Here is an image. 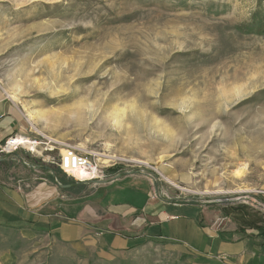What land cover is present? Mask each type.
Listing matches in <instances>:
<instances>
[{"label":"rangeland","instance_id":"obj_1","mask_svg":"<svg viewBox=\"0 0 264 264\" xmlns=\"http://www.w3.org/2000/svg\"><path fill=\"white\" fill-rule=\"evenodd\" d=\"M261 24L264 0H0V87L43 157L94 152L103 181L148 178L152 197L249 234L224 212L244 208L264 227V34L249 31ZM17 157L0 164V185L69 194L19 158L53 165ZM90 243L77 251L0 226V264H226L159 242L103 250L93 233Z\"/></svg>","mask_w":264,"mask_h":264},{"label":"crops","instance_id":"obj_2","mask_svg":"<svg viewBox=\"0 0 264 264\" xmlns=\"http://www.w3.org/2000/svg\"><path fill=\"white\" fill-rule=\"evenodd\" d=\"M25 126L0 87V145L24 133ZM51 185L42 183L26 192L0 185V226L42 232L77 251H86L92 234L98 233L103 250L159 242L212 255L226 264H264L260 239L242 237L201 206L152 197L148 178L127 175L93 185L86 194H59Z\"/></svg>","mask_w":264,"mask_h":264},{"label":"built area","instance_id":"obj_3","mask_svg":"<svg viewBox=\"0 0 264 264\" xmlns=\"http://www.w3.org/2000/svg\"><path fill=\"white\" fill-rule=\"evenodd\" d=\"M23 138V139H20ZM34 142L39 143L34 137L29 136L26 133H16L4 140L0 145V155H15L18 151L23 150L26 152L33 153L28 150V143ZM38 149L39 146L37 145ZM38 159L40 158L43 163H50L55 168H58L62 174H64L69 179H72L74 182H84L85 184H95L94 181H103L105 179L104 173L101 166H99L93 154L91 152L79 149L74 146H65L62 149L61 153L58 154L56 158L49 159L48 157H43L42 152L33 153ZM22 163L26 167L30 166L25 160H22ZM34 168V167H33ZM77 174L80 175H89L88 179L78 178ZM27 187V186H26ZM258 195H263L264 191H258ZM261 209H264V202L256 203Z\"/></svg>","mask_w":264,"mask_h":264},{"label":"trees","instance_id":"obj_4","mask_svg":"<svg viewBox=\"0 0 264 264\" xmlns=\"http://www.w3.org/2000/svg\"><path fill=\"white\" fill-rule=\"evenodd\" d=\"M238 29L240 30L241 28L238 27ZM249 31H252L256 35H262V34H264V24L257 26L255 29L249 27ZM0 156H4V155H0ZM9 158H12V155H10L8 157V159H6L4 161H0V164H7ZM20 160H22V158ZM32 166L34 168H38L39 172L45 173V171L47 170L46 167L40 168V167H44V166H37V165H35V166L32 165ZM113 170L114 169H112V172L114 173L115 171H113ZM53 175L55 176L56 180L61 185L74 184L73 180H71V182H68V181H65L64 179L60 178V176H62V172L58 168L53 169ZM48 177L53 181L51 174H49ZM84 187H85V184L80 185L78 187H70V188H63V189L61 187H59V189L61 191H66L69 194H72L75 192H80V190L84 189ZM224 213L228 216H232V218L235 221H237V223L239 225L247 226L251 230V232L249 234H247L246 231H244L242 229H237L236 230L237 234H240L242 237L250 238L253 240L264 239V227L261 226V224H259V223H261V218L258 216V214L250 213V212H248V210H246L244 208H232V209H228L227 212H224Z\"/></svg>","mask_w":264,"mask_h":264},{"label":"water","instance_id":"obj_5","mask_svg":"<svg viewBox=\"0 0 264 264\" xmlns=\"http://www.w3.org/2000/svg\"><path fill=\"white\" fill-rule=\"evenodd\" d=\"M10 155H4V156H0V161H4L6 159H8ZM22 161V160H21ZM40 168H45V167H40ZM48 169V168H46ZM52 175V178H53V181L55 182V184L58 186V187H61V188H70V187H78L80 185H83L85 184L84 182H74V184H71V185H61L57 182L55 176L53 175V171L51 169H48ZM128 174L127 173H120L118 174V176L114 177V178H111L109 180H106V181H94L95 184H105L106 182H111L113 180H115L116 178H121V177H124V176H127Z\"/></svg>","mask_w":264,"mask_h":264},{"label":"bare ground","instance_id":"obj_6","mask_svg":"<svg viewBox=\"0 0 264 264\" xmlns=\"http://www.w3.org/2000/svg\"><path fill=\"white\" fill-rule=\"evenodd\" d=\"M29 117L31 118V115H29ZM31 120V119H30ZM44 138H46L47 140H48V143H46L47 145L48 144H60L58 141H56V140H54V139H48L47 137H44ZM20 139H23V138H20ZM37 145L39 146V149H40V147H41V143H34V142H30V143H28V145H27V147H28V150H30V151H32L33 153H36V152H38V154L41 152L39 149H38V147H37ZM61 145V144H60ZM91 154H93L94 156H96V153H94V152H91ZM109 159H114V158H112V157H108ZM107 158V159H108ZM99 161H100V159H98ZM106 162H110V160H108V161H106ZM105 162V163H106ZM49 169V168H48ZM77 176H78V178H83V179H88L89 177V175H80V174H77Z\"/></svg>","mask_w":264,"mask_h":264}]
</instances>
